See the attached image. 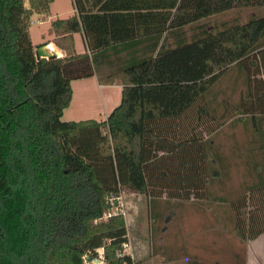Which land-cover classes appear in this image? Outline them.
I'll use <instances>...</instances> for the list:
<instances>
[{"label": "trees", "instance_id": "16d2710c", "mask_svg": "<svg viewBox=\"0 0 264 264\" xmlns=\"http://www.w3.org/2000/svg\"><path fill=\"white\" fill-rule=\"evenodd\" d=\"M72 1L74 15L48 30L63 57L37 61L30 20L54 0H0V264H85L98 250L103 264H134L118 256L123 216L98 221L123 191L150 204L228 203L238 241L263 235L264 16L184 29L264 0ZM95 74L122 86L120 104L102 122L62 121L71 83ZM222 127L245 136L232 148L245 193L231 202L210 186L231 180L212 139Z\"/></svg>", "mask_w": 264, "mask_h": 264}, {"label": "crops", "instance_id": "0c3cea01", "mask_svg": "<svg viewBox=\"0 0 264 264\" xmlns=\"http://www.w3.org/2000/svg\"><path fill=\"white\" fill-rule=\"evenodd\" d=\"M34 19L36 25H46L45 32L36 43L29 33L34 51L37 46L46 44V48L56 53L58 58L63 57V52L51 42L52 36L48 35L50 24L55 18L49 20L46 16L35 14L31 17V23ZM77 37H80L85 52V44L79 34L74 35L75 51ZM125 58L127 53L123 52L115 61ZM71 90L70 105L63 111L61 118L64 122L105 121L120 104L122 95L119 83L100 85L96 74L73 81ZM166 205L125 204L123 218L129 216L128 222L125 220L126 229L129 222L136 223L142 210L146 217L145 223L138 224L143 240L133 239L127 230L128 242L123 253L130 256L134 264H223V242L237 240L235 234L229 237L223 230V204H173L176 208L169 214L165 211ZM257 239L246 242L244 264H262L253 246ZM250 244L251 248H248ZM99 252L102 254L101 250ZM97 263L103 264L102 261Z\"/></svg>", "mask_w": 264, "mask_h": 264}, {"label": "rangeland", "instance_id": "374dc122", "mask_svg": "<svg viewBox=\"0 0 264 264\" xmlns=\"http://www.w3.org/2000/svg\"><path fill=\"white\" fill-rule=\"evenodd\" d=\"M25 6H28V2L25 1ZM74 9H73V1L72 0H54V2L50 6V12L49 15L46 16L49 18V20L52 18L57 19L56 17L61 18H68L71 15H73ZM264 16V8H252V9H247V10H231L229 12L219 14L216 16H213L209 19H205L193 26L186 27L184 29V32L187 34V36H191L192 32H195L198 28H205L208 31L211 32H217L223 29V26L230 25L231 23L238 22L239 24H243L247 22L249 19L252 18H259ZM235 20V21H234ZM46 25L43 24L41 26L36 25L35 19L33 20V23H31L30 20V28H29V33L33 39V41L36 43L40 41L39 39L41 38V35L45 32ZM76 51L77 53H82L84 52V46L83 43L80 39V37H77V45H76ZM218 98L223 99V95ZM234 137V138H233ZM213 142L215 145H217L222 152L223 155V150H224V155H227L230 160H232V165L229 168L231 172V180L229 182L223 181V185L220 183H215L211 186L212 192L216 195L225 196L227 198V202L235 201L237 200L240 196H243L245 193L243 189V185L241 186V178L240 175H242V167L238 166L235 167L234 164L236 162H239L237 158H235L234 155V150L232 151V148L234 146V140L236 139L237 141L243 143L242 141L245 139L244 134H242L241 129H229L226 127H222L221 129L218 130V132L213 136ZM232 151V155H231ZM248 185L251 184V181H248ZM121 198H122V203L125 204H150V202L140 196V195H135L131 194L128 192H121ZM223 201V199H222ZM172 203V202H171ZM177 204V203H175ZM183 204H197L195 202H190V203H183ZM223 204V202L219 203ZM258 204H253L251 208H255ZM165 211L172 212L173 209H175V205L172 204H167L166 205ZM168 209V210H167ZM237 210V208H236ZM166 212V213H167ZM234 212L235 210L231 206V204L225 203L223 204V228L228 227V231L226 235H233L235 234V228L236 224L234 222ZM236 215V212H235ZM145 213L142 210V213H140V216L138 217V220L136 223H131L129 222L127 226L128 232L131 233V236L133 239L137 238V240L142 241V232H140V226L138 224H143L145 223ZM129 216L127 215L124 220L128 222ZM243 222L246 223V218L243 219ZM226 239L227 237L224 236ZM231 237V236H229ZM229 239L228 242L224 241L223 242V264H244L245 263V258L246 254L245 252L247 251V244H243L240 241L237 240H232ZM255 246V249L257 250V254H259V259L261 260L262 264H264V234L259 236L257 241L253 244ZM248 248H251V244ZM263 260V261H262ZM93 264H98L97 262Z\"/></svg>", "mask_w": 264, "mask_h": 264}, {"label": "built area", "instance_id": "2783aa9c", "mask_svg": "<svg viewBox=\"0 0 264 264\" xmlns=\"http://www.w3.org/2000/svg\"><path fill=\"white\" fill-rule=\"evenodd\" d=\"M120 193L118 195L111 194L107 198L108 208L103 212L102 218L100 220H98V221H106L109 218H112V217H115V216H124V214H125V205L122 203V198H121V194ZM98 221H96V222H98ZM125 246H124V248H125ZM97 252H98L99 259H94L91 262H88L87 258H85V261H86L85 264H93L95 262H101L102 254L99 252V250ZM123 254L124 253H119L118 256L121 257Z\"/></svg>", "mask_w": 264, "mask_h": 264}, {"label": "water", "instance_id": "95a60500", "mask_svg": "<svg viewBox=\"0 0 264 264\" xmlns=\"http://www.w3.org/2000/svg\"><path fill=\"white\" fill-rule=\"evenodd\" d=\"M34 54H35V58L37 61H39L41 59L58 58L56 53L49 51L46 48V44H41V45L37 46L35 48Z\"/></svg>", "mask_w": 264, "mask_h": 264}]
</instances>
